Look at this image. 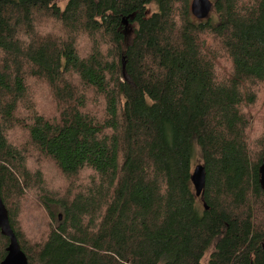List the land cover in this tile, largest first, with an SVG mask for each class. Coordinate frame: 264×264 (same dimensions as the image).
Returning a JSON list of instances; mask_svg holds the SVG:
<instances>
[{"label": "trees", "instance_id": "trees-1", "mask_svg": "<svg viewBox=\"0 0 264 264\" xmlns=\"http://www.w3.org/2000/svg\"><path fill=\"white\" fill-rule=\"evenodd\" d=\"M190 3L0 0V196L28 264H264V0Z\"/></svg>", "mask_w": 264, "mask_h": 264}, {"label": "rangeland", "instance_id": "rangeland-1", "mask_svg": "<svg viewBox=\"0 0 264 264\" xmlns=\"http://www.w3.org/2000/svg\"><path fill=\"white\" fill-rule=\"evenodd\" d=\"M67 1L68 0H56V4L61 9H63V7L67 3ZM210 1L213 4L216 0H210ZM211 14H213V11H211ZM50 31H52L51 26H50ZM34 93H35V96H34V103H33V105L35 106L37 112L39 111V112H41L44 115L46 114V115L50 116L52 114V108H51V105L52 104H51V101L48 98V96L45 95V90L42 87H38L37 89L33 88L31 90V95H34ZM260 97H263V94L258 97V100H259ZM258 100H257L255 106L252 107V109L256 108V109H254L252 111V113L259 112L261 114V112L258 110L261 101L258 102ZM248 114L250 115V113H248ZM248 118H249V121L252 123V125H253V127H254V129L256 131V134L253 137V139H255L261 133V131L258 132V130H260L261 126H263L262 125L263 123H262V121H260L259 124L256 125L255 124V119L252 116H248ZM259 118H260V116H259ZM14 138H18V140L20 142H22L24 140V137H22L20 135V132H13L10 135V139L13 140ZM22 144H24V143H22ZM199 165H202V163L199 160V156H198V158H195L194 161H193V169L196 166H199ZM30 169L33 170V171H36V170L42 171L43 176H44V178H43L44 183L51 190H52L51 187L62 188V186L65 183V181L62 178H60V176H58L56 174V172L53 170V168H47V167L42 166V165H33V166L30 167ZM53 193H57L58 195H62L65 192H63V191H56V192H53ZM26 198L27 199H25L21 203L22 215H21V218H20V225H21L22 228H26V230H27V232H28L29 235H35V233H36L35 228H34V226H30L29 222L30 221H35V218H36V222L43 227L42 231L44 230V227H45L46 222L44 220L42 222L40 220V218L38 217V213L35 211L36 210V206L33 203L34 201H32L30 203L29 202V200H30L29 197H26ZM197 201H198L199 206H201L200 200H197ZM60 218H61V216L59 215V219ZM31 232H34V233L33 234H30ZM208 256H209V253L204 257L202 264H206L207 259H208Z\"/></svg>", "mask_w": 264, "mask_h": 264}, {"label": "water", "instance_id": "water-1", "mask_svg": "<svg viewBox=\"0 0 264 264\" xmlns=\"http://www.w3.org/2000/svg\"><path fill=\"white\" fill-rule=\"evenodd\" d=\"M213 4L210 0H191L190 12L196 20H205L209 17ZM127 25V20L122 22ZM125 35L128 33L124 31ZM123 65V60H122ZM123 68V67H122ZM191 183L195 190V196L200 197L205 186V171L202 165L196 166L190 177ZM259 183L262 191L264 192V159L259 167ZM0 233L6 237L9 244L6 248V256L0 264H28L25 254L20 249L16 236L13 233L8 219V212L2 202L0 196ZM264 247V244L262 245Z\"/></svg>", "mask_w": 264, "mask_h": 264}, {"label": "bare ground", "instance_id": "bare-ground-1", "mask_svg": "<svg viewBox=\"0 0 264 264\" xmlns=\"http://www.w3.org/2000/svg\"><path fill=\"white\" fill-rule=\"evenodd\" d=\"M21 249V248H20Z\"/></svg>", "mask_w": 264, "mask_h": 264}]
</instances>
